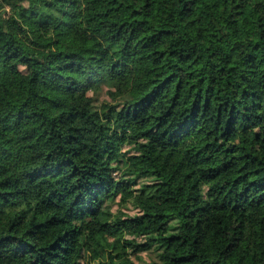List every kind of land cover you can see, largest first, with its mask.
I'll return each instance as SVG.
<instances>
[{"label":"trees","instance_id":"1","mask_svg":"<svg viewBox=\"0 0 264 264\" xmlns=\"http://www.w3.org/2000/svg\"><path fill=\"white\" fill-rule=\"evenodd\" d=\"M129 247L264 264V0H0V264Z\"/></svg>","mask_w":264,"mask_h":264},{"label":"rangeland","instance_id":"2","mask_svg":"<svg viewBox=\"0 0 264 264\" xmlns=\"http://www.w3.org/2000/svg\"><path fill=\"white\" fill-rule=\"evenodd\" d=\"M104 101H106V102L111 101V99L109 98V96L105 92V88L100 91L98 99L95 101V106H99L101 104V102H104ZM127 149L133 150L131 148V146H123V148H122L123 151L127 150ZM115 173L117 175L119 174L118 171H116ZM148 180H149V178H144V180L138 179L139 183L147 182ZM111 210H112V212H114L116 214L121 212L125 216L126 215L127 216H133L134 214H136L138 212V209L132 203L129 202V203L121 205V204H119V200H116L112 204ZM126 238H133V237L127 235ZM135 241L137 243H144V242H146V238L144 236H139V237L135 238ZM127 250L129 252V256L133 259L135 264H149L150 262L157 260L156 252L154 251V248H150V249H146V250L138 249V250L134 251L131 247H129V248H127Z\"/></svg>","mask_w":264,"mask_h":264}]
</instances>
